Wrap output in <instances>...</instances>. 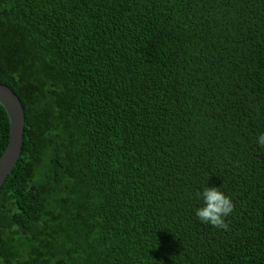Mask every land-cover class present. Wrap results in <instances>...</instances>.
<instances>
[{
    "label": "trees",
    "instance_id": "trees-1",
    "mask_svg": "<svg viewBox=\"0 0 264 264\" xmlns=\"http://www.w3.org/2000/svg\"><path fill=\"white\" fill-rule=\"evenodd\" d=\"M0 82V264H264V0H0Z\"/></svg>",
    "mask_w": 264,
    "mask_h": 264
},
{
    "label": "water",
    "instance_id": "water-1",
    "mask_svg": "<svg viewBox=\"0 0 264 264\" xmlns=\"http://www.w3.org/2000/svg\"><path fill=\"white\" fill-rule=\"evenodd\" d=\"M0 103L7 111L10 122L8 142L0 155L1 188L10 170L18 160L22 150L25 115L24 107L18 95L11 87L2 82H0ZM37 264H41V261H38Z\"/></svg>",
    "mask_w": 264,
    "mask_h": 264
},
{
    "label": "clouds",
    "instance_id": "clouds-1",
    "mask_svg": "<svg viewBox=\"0 0 264 264\" xmlns=\"http://www.w3.org/2000/svg\"><path fill=\"white\" fill-rule=\"evenodd\" d=\"M256 143L264 148V132L256 137ZM196 197L202 201L195 208V216L204 224L215 228L227 230L229 228L228 217L235 210V203L230 195L222 191L220 186L206 184L196 192Z\"/></svg>",
    "mask_w": 264,
    "mask_h": 264
}]
</instances>
